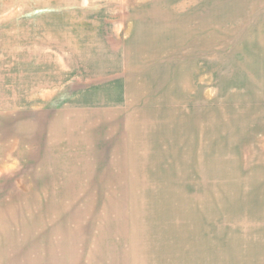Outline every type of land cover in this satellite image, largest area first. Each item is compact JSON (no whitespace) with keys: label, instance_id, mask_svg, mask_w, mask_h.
<instances>
[{"label":"rangeland","instance_id":"1","mask_svg":"<svg viewBox=\"0 0 264 264\" xmlns=\"http://www.w3.org/2000/svg\"><path fill=\"white\" fill-rule=\"evenodd\" d=\"M0 264H264V0H0Z\"/></svg>","mask_w":264,"mask_h":264},{"label":"crops","instance_id":"2","mask_svg":"<svg viewBox=\"0 0 264 264\" xmlns=\"http://www.w3.org/2000/svg\"><path fill=\"white\" fill-rule=\"evenodd\" d=\"M102 197H106V196H102ZM102 197H101L100 199H104V198H102ZM106 198H107V197H106ZM63 201H65V200H63ZM88 201H89V200H88ZM88 201H87V202H88ZM99 201H100V202H105L104 200H99Z\"/></svg>","mask_w":264,"mask_h":264}]
</instances>
